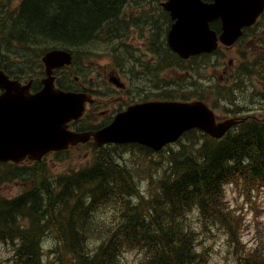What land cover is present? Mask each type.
Masks as SVG:
<instances>
[{
  "label": "trees",
  "instance_id": "16d2710c",
  "mask_svg": "<svg viewBox=\"0 0 264 264\" xmlns=\"http://www.w3.org/2000/svg\"><path fill=\"white\" fill-rule=\"evenodd\" d=\"M126 1L20 0L11 6L12 0H0V47L22 45L25 58L38 48H84L121 30ZM176 145L162 153V173L149 196L118 161L117 151L104 147L88 165L56 176L43 162L0 163V184L13 179L24 184L15 196L0 195V242L13 243L11 264H125L127 251L136 252L138 264H198L191 217L229 229L220 213L223 185H264V119L245 121L221 139L201 132ZM105 205L109 214L103 217L98 207ZM236 260L264 264V251Z\"/></svg>",
  "mask_w": 264,
  "mask_h": 264
},
{
  "label": "water",
  "instance_id": "95a60500",
  "mask_svg": "<svg viewBox=\"0 0 264 264\" xmlns=\"http://www.w3.org/2000/svg\"><path fill=\"white\" fill-rule=\"evenodd\" d=\"M165 5L177 18L169 33V45L182 57H188L216 48L217 36L209 27L214 19L222 21L219 39L227 45L233 43L241 27L252 24L263 10L264 0H168ZM43 61L50 74L52 67L69 63L70 55L52 50ZM0 86L6 88L0 96V161L40 160L48 151L87 139V133L66 130L67 121L81 115L86 96L56 89L52 77L44 80L39 92L29 94L28 88L9 80L1 70ZM8 106L11 110H6ZM236 122L232 118L216 122L213 111L201 101H150L117 114L94 134V139L99 145L138 142L160 149L193 127L220 137Z\"/></svg>",
  "mask_w": 264,
  "mask_h": 264
},
{
  "label": "rangeland",
  "instance_id": "374dc122",
  "mask_svg": "<svg viewBox=\"0 0 264 264\" xmlns=\"http://www.w3.org/2000/svg\"><path fill=\"white\" fill-rule=\"evenodd\" d=\"M16 3L17 0H14L11 6ZM129 11L130 9L127 10V13ZM263 20L264 17L256 26V29L253 30L259 37L256 43L259 42L262 46H258L256 43L247 46L244 42H241L230 50H219L215 56L216 58L206 57V65H202L201 61L195 60L194 62H198L194 65V69L198 71V75L195 72L196 83L192 81V70H190L189 74H185L188 70L175 66L160 69L161 78H174L179 82H188L190 86H194L195 84V86L208 87V90L204 92V98L213 107L219 109V107L225 108L233 104L229 101L230 99L227 94L223 95L219 93L218 88L225 89L227 85L230 89H235L237 86L232 74L237 70H241L248 76L250 81H254L253 89L256 91L251 93V84L247 82L245 86H240L236 90V96L234 95L232 100L249 104L258 102L264 105L263 95L260 94V92L264 93V33L259 31L264 27ZM144 41L141 38H135L132 30H130L122 41L114 43L100 41L101 43L99 44L87 45L85 50L88 51V56L83 61L87 65H89L90 61H97L94 64L100 66L98 72L100 75H103L105 71L112 69V64H116L114 61L116 52H111V48L114 49L120 43L128 42L134 47L139 44L142 45ZM142 50L146 51L145 49ZM121 58V55H119L120 60ZM11 60L15 61L16 57H12ZM229 60H231V63H229ZM225 67H228L227 72H223ZM37 68L38 66H34L32 69L34 71ZM174 87L177 86L175 85ZM185 87H187L185 89L186 92H189V86L185 85ZM154 94L155 92H151L148 96ZM262 99L263 102H261ZM215 113L219 118L227 117L226 111L215 110ZM259 114L264 115V110H260ZM198 135V133L188 134L182 138V141L187 143L189 139H194ZM86 147L82 146L84 149ZM177 148L176 144L171 146V149L176 150ZM115 151H117L116 155H123L122 159L131 170L132 175L140 185L145 196H149L151 191L156 190L158 186L157 180L162 173L165 161L163 154L150 153L136 146L117 148L113 150L114 153ZM58 157L60 156L50 154L46 158L45 164L51 171V176L81 167V159H78V152L70 151L69 158ZM249 186H253V184L237 181L226 183L222 188L224 197L221 200L220 213L227 218L230 225L229 229H222V224H216L214 221H204L203 217L202 221H199L195 215L191 217L196 227L195 231L198 234L199 244H197V248L203 251V258H201L199 264H233L234 257L243 252L245 248H261L264 251V187L256 185L249 188ZM23 188L24 184L20 180L2 182L0 184V195L5 197L14 196L21 192ZM107 208V205L99 206L100 212L98 214L106 217L109 214ZM45 249L47 250L48 246ZM12 251L13 247L11 244L0 243V264H11ZM250 251L252 250H248L247 252L251 253ZM123 258L125 264H138L139 257L136 252H126Z\"/></svg>",
  "mask_w": 264,
  "mask_h": 264
},
{
  "label": "flooded vegetation",
  "instance_id": "af4514ba",
  "mask_svg": "<svg viewBox=\"0 0 264 264\" xmlns=\"http://www.w3.org/2000/svg\"><path fill=\"white\" fill-rule=\"evenodd\" d=\"M162 0L158 1V4L149 5L151 9H158L160 7L159 3ZM150 2V1H148ZM163 10V9H162ZM151 10L149 12H153ZM164 11V10H163ZM162 13L165 15L166 20L160 26L164 28L165 26H170L172 20L170 19L169 13L166 12ZM136 14L144 19L142 23L145 26L150 25L151 20L155 19V13H147L144 14L141 10H136ZM153 15V16H151ZM139 18H136L133 21L129 22L130 29L134 32L141 31L143 28L138 22ZM213 25L215 29H221V22L220 21H213ZM138 26V29L135 27ZM168 26V28H169ZM148 28V27H147ZM252 26L250 27H243L242 34L238 39H243L245 43L254 45L256 41L259 39L254 33H249L248 31H252ZM264 29V27L262 28ZM259 30L260 32L264 33V30ZM168 30V29H167ZM150 33L146 37L145 33H142L141 38L145 40L142 45L134 46L135 49L141 48L145 49L149 53L154 55L147 57V53L141 52L138 53L140 57L141 63H146L149 66L155 67L157 71L159 68L160 62H169V59H161L159 55L164 52V48L168 51V45L166 40L164 39L161 43L159 37H154V33L152 34V30H149ZM158 32V31H157ZM253 32V31H252ZM167 33V31H166ZM157 34V33H156ZM254 35V36H253ZM264 40V39H263ZM237 42L235 43V45ZM260 45V43H256ZM234 45V46H235ZM232 46L223 47L224 49H230ZM164 47V48H163ZM170 51V50H169ZM138 56H132L131 59H127L126 63L119 68L118 71L116 70H108L105 71L103 75L100 76L98 73L97 75H88L87 78L85 75L80 74L81 65H75V70L72 74V79L66 76L68 71V67H60L53 70V75L55 77V83L62 89L66 90H74L76 92H85L89 93L91 96V100L85 103V112L84 115L77 119L73 120L69 123V128L72 130L80 131V132H91L100 129L101 127L107 125L114 115L119 111L125 110L129 105L149 101V100H158L160 97L151 95L148 96L149 93L153 92L152 87L156 82L153 81V76L155 72L150 70L147 66L143 70V66L139 65ZM189 60V59H188ZM135 61V62H134ZM143 61V62H142ZM131 62L130 67L127 66V63ZM231 62V60H229ZM99 67L98 65H92L90 67L91 70H94ZM99 69V68H98ZM123 72L125 77L127 78L124 80L121 73ZM21 79L22 83H26L27 79ZM116 81V83L114 81ZM41 86L40 79L33 78V82L31 84V92L37 90ZM2 89H0V93H2ZM262 107L260 104H247V103H237L235 107H231L229 110H261ZM90 144V150H92V146H94V142L92 140L88 141ZM82 145V144H78ZM76 145V146H78Z\"/></svg>",
  "mask_w": 264,
  "mask_h": 264
},
{
  "label": "clouds",
  "instance_id": "9594fccd",
  "mask_svg": "<svg viewBox=\"0 0 264 264\" xmlns=\"http://www.w3.org/2000/svg\"><path fill=\"white\" fill-rule=\"evenodd\" d=\"M245 162H247V161H245ZM132 202L135 204V203H137L138 201H137V199L135 198V197H133L132 198ZM48 245H45V247H47Z\"/></svg>",
  "mask_w": 264,
  "mask_h": 264
},
{
  "label": "bare ground",
  "instance_id": "6f19581e",
  "mask_svg": "<svg viewBox=\"0 0 264 264\" xmlns=\"http://www.w3.org/2000/svg\"><path fill=\"white\" fill-rule=\"evenodd\" d=\"M107 25V24H106ZM182 161V160H181ZM220 165V164H219ZM181 167V166H180ZM168 184V183H167ZM40 192V191H39ZM191 202V201H190ZM194 204V203H193ZM73 213V212H72ZM187 243V242H186ZM87 246V245H86ZM90 257V256H89ZM183 259V258H182ZM96 260V259H95ZM85 261V260H84Z\"/></svg>",
  "mask_w": 264,
  "mask_h": 264
}]
</instances>
